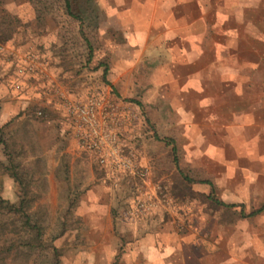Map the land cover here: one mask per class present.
<instances>
[{"label":"rangeland","instance_id":"374dc122","mask_svg":"<svg viewBox=\"0 0 264 264\" xmlns=\"http://www.w3.org/2000/svg\"><path fill=\"white\" fill-rule=\"evenodd\" d=\"M94 6L99 26L89 33V62L77 25L62 11L39 24L28 0L0 5V162L10 153L19 164L48 233L58 231L66 203L78 196L66 233L55 241L61 264H264V211L242 218L186 180L180 148L175 165L161 139L170 137L160 132L165 106L151 84L157 60L149 38L140 42L135 28L119 27L102 0ZM5 15L16 18L8 29ZM91 98L117 106L120 148L148 168L144 179L105 168L79 145L70 109ZM0 196H20L1 164ZM138 198L149 203L147 213H133Z\"/></svg>","mask_w":264,"mask_h":264},{"label":"crops","instance_id":"0c3cea01","mask_svg":"<svg viewBox=\"0 0 264 264\" xmlns=\"http://www.w3.org/2000/svg\"><path fill=\"white\" fill-rule=\"evenodd\" d=\"M102 2L150 40L182 168L235 211L264 208V0Z\"/></svg>","mask_w":264,"mask_h":264},{"label":"trees","instance_id":"16d2710c","mask_svg":"<svg viewBox=\"0 0 264 264\" xmlns=\"http://www.w3.org/2000/svg\"><path fill=\"white\" fill-rule=\"evenodd\" d=\"M35 11V19L42 23L47 14H52L56 10L62 11L70 18V21L77 25L76 37L79 38L87 50V61L94 58L93 38L90 31L99 26V14L94 6V0H28ZM3 0H0L2 5ZM6 28H10L16 18L5 15L2 17ZM11 34V32H10ZM8 40V37H5ZM98 66L103 67V77L107 76L109 65L103 61ZM160 130V129H159ZM162 130V129H161ZM164 134L163 130L160 131ZM159 138L158 136H155ZM165 144L171 146L172 160L178 165L177 151L173 137L166 140L161 138ZM4 150L8 148L5 139H2ZM8 152V151H7ZM6 152V153H7ZM8 163L0 162L6 172H8L20 186V196L17 202H10L0 196V264H61V251L55 241L64 235L70 225L74 208L78 204V196L71 197L64 207L61 215L60 226L55 233H48L43 224L42 218L38 215L33 197L30 196V182L22 173L19 164L14 161L10 153ZM183 176L189 182L196 181L182 167ZM209 183V182H208ZM206 196L224 208H232L235 204L221 202L214 197L212 191ZM264 208H258L245 213L242 209L236 210L240 217H251L260 213Z\"/></svg>","mask_w":264,"mask_h":264},{"label":"built area","instance_id":"2783aa9c","mask_svg":"<svg viewBox=\"0 0 264 264\" xmlns=\"http://www.w3.org/2000/svg\"><path fill=\"white\" fill-rule=\"evenodd\" d=\"M70 111L78 123L75 135L79 145L94 152L100 165L140 179L146 177L148 168L137 165L122 153L116 133L118 117L114 103L103 98H91L73 104ZM150 208L147 200L138 198L133 213L145 214Z\"/></svg>","mask_w":264,"mask_h":264}]
</instances>
